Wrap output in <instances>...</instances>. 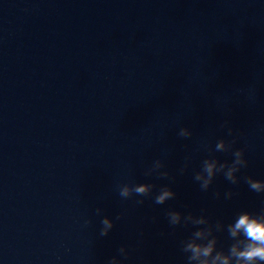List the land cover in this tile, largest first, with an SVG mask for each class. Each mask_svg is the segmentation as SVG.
I'll return each instance as SVG.
<instances>
[{"label": "water", "instance_id": "water-1", "mask_svg": "<svg viewBox=\"0 0 264 264\" xmlns=\"http://www.w3.org/2000/svg\"><path fill=\"white\" fill-rule=\"evenodd\" d=\"M237 148L239 182L201 190L203 160ZM158 159L167 177L145 174ZM248 176L264 179V0H0V264H107L123 245V264H186L195 228L167 212L259 213ZM128 182L155 187L123 199Z\"/></svg>", "mask_w": 264, "mask_h": 264}, {"label": "clouds", "instance_id": "clouds-1", "mask_svg": "<svg viewBox=\"0 0 264 264\" xmlns=\"http://www.w3.org/2000/svg\"><path fill=\"white\" fill-rule=\"evenodd\" d=\"M229 121L225 120L222 126H228ZM233 129L229 127V135ZM178 135L188 138L193 135L190 127L180 128ZM235 140L231 142L220 139L212 151L223 152L232 149ZM234 159L221 162L218 157L209 155L203 160L202 167L194 175V180L199 182L201 190L207 191L213 184L218 174H223L224 178L231 184H237L241 179L238 173L247 166L248 160L244 148H237L232 152ZM163 160H156L146 171V175L158 174L160 177H167L168 171H160L164 168ZM187 167V165H185ZM183 171V169H182ZM249 188L257 193H264V179H256L248 176L245 181ZM155 185L151 183H124L118 186V194L123 199H128L134 194L148 196L153 192ZM176 195L175 190L170 185L160 188L155 195L154 203L164 204ZM233 192L226 193L227 198H231ZM143 203L142 200L137 201ZM102 208L96 209V215L103 213ZM123 215V213H121ZM119 219V217H117ZM168 223L172 226L192 225L195 230L191 235L182 241V251L187 254L186 264H264V210L254 213L249 210H242L237 214L235 220L227 225L222 221L211 222L207 215L188 213L185 215L179 210H169L167 212ZM92 221L89 220L88 223ZM116 221L110 216H103L100 221L102 225L99 235L107 236L114 228ZM201 226V227H196ZM226 230L232 240L230 246L225 250L219 246V237L215 234ZM130 255L127 245L118 249V254L112 256L107 264H123V260Z\"/></svg>", "mask_w": 264, "mask_h": 264}]
</instances>
